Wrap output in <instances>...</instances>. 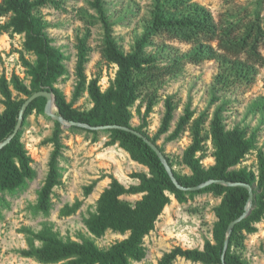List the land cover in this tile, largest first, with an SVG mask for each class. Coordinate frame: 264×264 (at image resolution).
Segmentation results:
<instances>
[{"label":"trees","instance_id":"1","mask_svg":"<svg viewBox=\"0 0 264 264\" xmlns=\"http://www.w3.org/2000/svg\"><path fill=\"white\" fill-rule=\"evenodd\" d=\"M51 2L52 0H0V17H9L7 22L0 25V29L11 36H24L20 60L29 77V82L16 72L10 78L6 75L0 77V94L3 97L1 102L5 107L0 111V142L13 132L25 98L36 91L51 90L56 96L59 113L66 119L92 126L133 127L157 144V140L170 131L175 117L176 105L170 96L165 100V113L158 131L153 137L150 135L149 117L156 105L158 87L169 76L179 74L188 64L199 65L214 60L219 65L214 77V88L219 91L249 88L264 67V0H251L238 9L227 10L220 19H216L210 9L195 0H155L148 29L136 41L134 50L128 53L121 50L112 36L103 0H93L91 5L98 17L92 16L89 24H102L105 33L102 55L108 62L116 64L118 69L115 79L105 90L99 84V77L88 79L86 65L89 61L92 29L87 27L85 34L78 37L77 83L74 99L70 102L62 89L56 86L59 79L67 74L66 56L53 44L52 38L47 34L45 21L37 14L40 7ZM173 41L187 43L191 48L182 51L169 44ZM153 45H157V50L171 48L173 57H166L168 60L162 63L159 55L148 51V47ZM29 54L35 56L33 61L28 58ZM85 92L91 99L92 107H75L74 102ZM138 100L145 104L146 110L143 114L139 109L141 124L133 126L132 107ZM217 100V95H214L212 103ZM46 102L45 97H39L29 105L21 129L0 150V193H13L23 188L28 180L35 178L33 158L23 135L30 115L34 112L45 114ZM224 110V105L217 107L210 120L209 134H206V113L195 118V112L188 105L173 132L166 137L167 141L175 140L190 128L192 141L183 152L181 164L188 167L191 174L178 172L170 156L157 145L166 155L177 180L184 186H195L209 179H224L248 183L253 187L252 211L235 226L225 257L227 264H247L232 248L243 246L246 234L255 233L256 224L264 218V152L260 150L258 153L257 171L237 167L246 154L255 148V135L248 137L246 130L240 127L228 129L223 119ZM54 123L52 136L48 139L54 147L49 160V171L36 204V209L44 213H49L52 209L53 190L61 183L59 158L65 145L62 142V126L57 121ZM69 129L90 132L93 139H98L103 133L109 138L107 146L119 145L133 161L148 168V173H132L139 183L129 187L112 176L110 185L97 199L96 210L86 220L89 231L96 237H102L108 230L127 237L108 248H101L86 237L81 241L64 240L52 226H45L39 231L26 229L29 247L20 251L23 256L35 258L45 264L65 260L69 264H132L133 261H142L147 255L145 238L155 229L159 217L171 203L170 194L180 204L187 203L199 194H212L221 198L214 208L217 220L213 227V239H206L202 249L176 246L164 253L156 264H174L179 257L202 264H222L226 229L232 220L244 212L249 197L247 188L214 183L197 191H183L176 187L157 153L136 134L121 129L102 132L79 127ZM208 140L212 141L215 149V163L206 167L202 160ZM94 186L95 183L86 186L85 194L89 195ZM134 194H142L135 203L123 198ZM81 204L79 200L66 204L61 213L71 215Z\"/></svg>","mask_w":264,"mask_h":264},{"label":"rangeland","instance_id":"2","mask_svg":"<svg viewBox=\"0 0 264 264\" xmlns=\"http://www.w3.org/2000/svg\"><path fill=\"white\" fill-rule=\"evenodd\" d=\"M93 0H52L40 7L37 14L46 24L47 34L53 44L65 54L67 74L62 76L57 87L62 89L68 101H73L77 83L76 61L78 37L85 34L91 27L89 38V61L86 65L88 79L99 77L102 89H107L115 79L117 65L108 62L102 55L104 44V29L100 22L89 24L92 16L98 17L91 5ZM210 9L216 19L225 15L227 10H235L251 0H195ZM104 8L112 28V36L124 52L134 50L136 41L148 29L155 0H103ZM9 17H0V25ZM24 36L9 35L0 29V77L10 78L13 72L19 74L26 82L29 77L21 64L20 51H23ZM182 51H187L189 44L173 41L169 43ZM148 51L159 55L165 63L168 56L173 57L171 48L157 50V45L149 46ZM264 54V45L262 47ZM30 60L35 56L27 55ZM218 63L214 60L199 65L188 64L185 69L174 76H169L158 87L156 105L149 117L148 131L153 137L158 131L164 113L165 100L173 97L176 105L175 117L168 133L163 134L157 144L164 149L174 163V168L180 173L189 172V168L181 164L184 150L192 141L191 130L188 127L177 139L167 141L166 137L175 129L185 108L190 105L195 112L194 117L202 113L207 115L205 133L209 134L210 120L217 107L224 105L223 119L226 127H240L246 130L248 137L255 135V148L248 152L237 167H247L255 171L259 167L258 153L264 152V67L256 81L249 88L238 87L221 89L214 88V77L218 72ZM217 95L218 100L212 103ZM0 94V111L4 110ZM81 109L92 107L91 99L85 92L74 102ZM145 113L146 106L140 100L132 107L133 126L141 124L139 109ZM55 127L54 121L46 114L34 112L28 118L23 140L33 158V168L36 171L34 179L13 193H0V264H45L35 258L21 254L22 249L29 247L26 229L39 231L45 226H52L64 240L81 241L83 237L90 238L101 248H108L116 241L126 238L125 234L108 230L102 237L94 236L86 225L90 213L96 210L97 199L115 176L127 187L138 183L132 176L134 172L148 171V168L133 161L129 154L119 145L107 146L108 136L103 133L98 139L86 131L70 130L62 127V142L65 145L59 167L61 183L55 186L52 193V209L44 213L36 209L38 193L42 188L49 171V160L53 144L48 142ZM102 132V131H100ZM212 141H207V148L202 160L208 167L215 163ZM201 155V153H198ZM95 183L92 192L85 194V187ZM139 196L125 195L123 198L135 203ZM175 199V198H174ZM77 200L82 204L71 215H63L61 209L66 204ZM221 198L212 194H199L185 204L170 203L156 222L155 229L145 238L147 255L142 261L132 264H156L164 253L176 246L183 248L202 249L206 239H213V227L217 220L214 208ZM257 231L246 234L244 245L233 246L247 264H264V218L256 224ZM40 245V242H37ZM49 264H69L67 260ZM174 264H202L179 257Z\"/></svg>","mask_w":264,"mask_h":264},{"label":"water","instance_id":"3","mask_svg":"<svg viewBox=\"0 0 264 264\" xmlns=\"http://www.w3.org/2000/svg\"><path fill=\"white\" fill-rule=\"evenodd\" d=\"M39 97H45L47 99V102L45 105V114L47 116H49L53 121L59 122L62 127H67V128L68 127H79V128H84V129H88V130H97V131H105L108 129H121V130L130 131V132L136 134L137 136L143 138V140L149 146H151L152 149L157 153L158 157L160 158V160L162 161L163 165L165 166L167 172L169 173L171 179L175 183L176 187L180 190L197 191V190L203 189V188H205L211 184H214V183L223 184V185H227V186H243V187L247 188L249 191V197H248V201H247V204L245 206L244 212L238 218L232 220L226 229V236L224 239L221 259H222V264H227L225 257H226V253H227V250H228V247L230 244V239H231V235L233 233V230H234L235 226L239 222L244 220L252 211L254 192H253V187L250 184L244 183V182H231V181H227L224 179H209V180L202 182V183L195 185V186H189V187L184 186V185L180 184L179 181L177 180V178L173 172V169L170 166L164 152L160 149V147L156 143H154L150 138H148L142 132L136 130L133 127H128V126H124V125L92 126L88 123H84V122H80V121H74V120H68L62 114L59 113L58 108H57V104H56V96L51 90L36 91L32 95H30L29 97L25 98V100L22 103L21 108L19 110V114H18V118H17L16 125L14 127V130L6 139H4L3 141L0 142V150L3 147H5L8 143H10L12 138L21 129L23 121H24V115H25L27 108L35 99H37Z\"/></svg>","mask_w":264,"mask_h":264},{"label":"crops","instance_id":"4","mask_svg":"<svg viewBox=\"0 0 264 264\" xmlns=\"http://www.w3.org/2000/svg\"><path fill=\"white\" fill-rule=\"evenodd\" d=\"M130 156V155H129ZM139 164V163H138ZM142 172H149V170L148 171H142ZM187 174H191V170H189V172H187ZM139 183V182H138ZM138 183H135L134 185H136V184H138ZM126 186V185H125ZM129 187V186H128ZM133 196H139L138 197V199H140L141 197H142V194H134ZM170 197H171V203H173V204H175V202L177 203V204H180L178 201H177V199L175 198V196L174 195H171L170 194ZM175 198V199H174ZM137 199V200H138ZM168 206V205H167ZM166 206V207H167ZM165 210V209H164ZM126 237H127V235H126Z\"/></svg>","mask_w":264,"mask_h":264}]
</instances>
